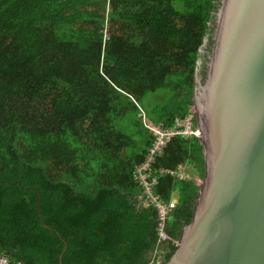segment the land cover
Instances as JSON below:
<instances>
[{
    "label": "trees",
    "instance_id": "trees-1",
    "mask_svg": "<svg viewBox=\"0 0 264 264\" xmlns=\"http://www.w3.org/2000/svg\"><path fill=\"white\" fill-rule=\"evenodd\" d=\"M218 0H0V253L25 264H162L193 216L197 136L172 137L154 192L133 176L193 106ZM196 123V117H195Z\"/></svg>",
    "mask_w": 264,
    "mask_h": 264
},
{
    "label": "water",
    "instance_id": "water-1",
    "mask_svg": "<svg viewBox=\"0 0 264 264\" xmlns=\"http://www.w3.org/2000/svg\"><path fill=\"white\" fill-rule=\"evenodd\" d=\"M193 111L205 172L162 264H264V0H218Z\"/></svg>",
    "mask_w": 264,
    "mask_h": 264
},
{
    "label": "built area",
    "instance_id": "built-area-1",
    "mask_svg": "<svg viewBox=\"0 0 264 264\" xmlns=\"http://www.w3.org/2000/svg\"><path fill=\"white\" fill-rule=\"evenodd\" d=\"M195 112L191 108L188 115L185 117H177L173 126L164 127L162 125H154L148 123L147 126L151 129L154 140L148 147L144 161L137 164L133 171V176L137 180L140 187L143 189V203L154 204L159 213V233L161 239H166L168 236L164 231V226L168 213L176 204V198L172 197L170 201L163 200L154 192V187L158 184L159 177L167 173H177L181 178L190 175L188 164H181L177 171H172L167 168L155 170L154 164L159 156H161L168 143L175 135L184 137L200 135V130L195 123ZM195 181L201 184L202 178L195 176ZM0 264H25L23 261H13L8 255L0 253Z\"/></svg>",
    "mask_w": 264,
    "mask_h": 264
}]
</instances>
